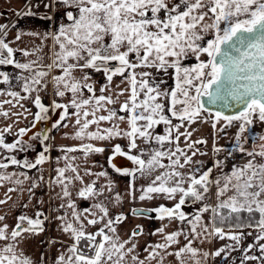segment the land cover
<instances>
[{"label":"snow or ice","instance_id":"obj_1","mask_svg":"<svg viewBox=\"0 0 264 264\" xmlns=\"http://www.w3.org/2000/svg\"><path fill=\"white\" fill-rule=\"evenodd\" d=\"M41 4L46 10L42 14L32 6L17 13L38 17L48 26L43 32H17L15 41L24 35L40 38L31 49L11 47L6 42L8 26L0 24V66L19 70L0 71V84L8 85L0 95L11 97L0 100V116L16 117L0 128V150L6 153L0 154V188L10 185L0 205L13 199L10 193L25 191L28 202L20 206L27 209L34 200L43 205L46 202L36 200V195L44 187L51 193L48 203L59 204L47 214L42 209L34 217L22 213L11 227L0 215V264H35L23 244L51 224L72 241L66 247L59 238L41 241L49 247L61 245L53 264H166L168 257H175L176 264H208L210 257L222 256L221 264H226L233 252L240 253L239 264H264V162H257V157L264 161V143L255 150L256 139L264 141V134L253 131L264 126V0H40L35 7ZM49 39L51 62L45 63L43 49ZM17 51L35 58L20 62ZM193 59L195 63H188ZM98 73L104 83L97 90ZM117 77L120 82L113 83ZM13 80L19 90H14ZM49 83L54 98L46 105L41 93H47ZM25 100H31L35 112L21 103ZM5 104L22 111L5 110ZM28 116L31 126L13 133L20 117ZM41 122L50 127L38 128ZM196 123H210L214 130L211 167L196 159L208 155L198 147L206 145V139L192 140L197 129L191 126ZM160 125L162 134L156 131ZM69 127L73 131L62 134L80 143L59 146L63 155L55 157V175L45 180L43 165L52 160L55 147L52 133ZM232 127L237 129L234 141L219 146L218 134L226 135ZM8 135L15 138L7 142ZM117 140H126V147L113 143ZM250 141L252 150L245 147ZM106 144L111 145L107 167L131 177L127 193L131 200L175 201L171 207L131 209L132 216L162 222L150 233L162 240L144 247L146 255L138 250L142 224L135 225L126 239L120 236L118 228L127 215L111 212L122 205L123 197L109 171L102 165L94 172L76 163L81 157L74 153L87 161L108 151ZM30 151L36 152L34 160L26 155ZM222 153L226 155L220 159ZM235 153L250 159L225 172L226 161ZM118 157L133 167L118 166ZM31 170L38 175L30 176ZM214 172L219 173L215 178ZM138 179L147 183L137 188ZM213 187L215 204L209 203ZM77 200L90 203L80 208ZM189 203L198 205L194 212L185 211ZM17 206L13 202L12 207ZM174 221L180 227L166 232ZM248 236L254 239L244 246ZM214 239L231 242L215 251L193 246ZM173 246L177 247L170 250ZM236 259L231 257L230 264ZM44 260L42 253L41 264Z\"/></svg>","mask_w":264,"mask_h":264},{"label":"crops","instance_id":"obj_2","mask_svg":"<svg viewBox=\"0 0 264 264\" xmlns=\"http://www.w3.org/2000/svg\"><path fill=\"white\" fill-rule=\"evenodd\" d=\"M45 2H48V0H45ZM38 3H40V0H0V24H4V25L8 26V28L6 29L8 31V36L6 38V42H10V46L13 47L14 49H24V48L31 49L34 46L39 45L41 43L40 38L32 37V36H28V35L22 36L20 41H15V39H14L17 32H21V31L22 32H30V31L43 32L48 27L45 24V22L40 20L38 17H31V16L24 17V16H18L17 15L18 12L26 11L28 6H32V10L34 12H38L41 14L44 13L46 10L44 9L42 4L40 5L39 8L35 7V5H37ZM47 11L51 12V9H48ZM58 15L62 16L63 13L61 12ZM13 24H15V27L12 26ZM46 45L47 46L43 49V54L47 57L45 59V63H50L51 62V59H50L51 51H50V49H51L52 41L50 39L47 40ZM5 55H6V53H5ZM15 58L17 60H19L20 62H26L28 59H34L35 57H24L21 54V52L17 51L15 53ZM188 63H195V60L194 59L190 60V61H188ZM0 71H7L9 73L15 74L19 70L15 69L12 66H0ZM52 74H57L56 70H53ZM50 79H51V77H49V80ZM94 79L99 82L97 84V90H98L99 84L104 83V76L102 73H98V74H95ZM119 82H120L119 77L114 78L113 83H119ZM12 84H13L14 90H19V88L16 87V81L15 80L12 81ZM168 84H169V86H173L174 82L169 78ZM125 86L126 85H121V87H125ZM0 89L7 90L8 85L0 84ZM21 94L23 95L24 93H21ZM41 96H42L43 102L46 105L51 104V101L54 98L52 95L51 83H49V85H48L47 93L42 92ZM125 98H126V96L122 97L121 99H125ZM8 99H11V97H9L7 95H0V100H8ZM56 99L60 100V102H66L65 98H56ZM21 103H23L27 108L31 109L32 112L36 111L35 107L32 105L31 100L21 101ZM3 108L5 110L11 109L12 112L22 111V109H20L19 107L13 108L12 105H10V104L3 105ZM49 114H51V113H49ZM15 120H16L15 116H11L9 119H5L3 116H0V128L6 126L9 123H13ZM31 120H32L31 116H28L27 119H24V117H20V122L15 123L13 126V133H15L16 129L19 127L29 126V124L31 123ZM173 122L177 123V121H175V120ZM121 127L126 128L127 125L121 124ZM191 128L197 129V131L192 136V140H196V139H199L201 137H203L204 139L207 140L206 145H202V146H198V147H200L201 151L208 152V155L196 157V159H200V160L205 161L206 166H207L209 161L211 160V157H212L211 154H212L213 131L214 130L211 128L210 123H196V124H193L191 126ZM191 128L189 130H191ZM236 130L237 129L235 127H232V128H228L226 130V135L218 134V140H217L218 145H225L227 143H229V144L232 143L234 141V135H235ZM72 131H73V129L71 127H69V128L61 129L60 131H56V132L52 133V135L55 137V140L53 141L55 147L51 151L52 160L49 163H45L43 165V169H44L43 175L45 177V180H47L50 176L55 175L54 168L57 166L56 161H55V157L63 155V153H61L58 150L59 146H61V145L72 146V145L80 143L77 140H73L71 138H66L62 134L64 132L71 133ZM156 131L162 134L164 131V126L163 125L158 126ZM180 131L183 132L184 128H181ZM14 138H15L14 135H8L6 137V140H7V142H11L12 139H14ZM93 143L97 144V146H101L102 142L93 141ZM113 143H121L125 147L127 145L126 140H117V141H114ZM140 143L142 144V142H140ZM104 146H106L108 148V151H106L103 154L91 156L87 161H85L82 158V154L74 153V155L81 157V159H78L76 161V163L80 164L82 169H83V167H91L92 171H94V172H98V171L102 170L101 169L102 165L104 166V168H106L109 171L111 178L115 181L116 191H118L121 194V196L123 197L122 205L111 208V212H112V214H116V213L123 211L127 215V220L124 221L118 228L120 236L122 239H126L127 236L131 233V230L135 227V225L142 224L144 226V235L138 237V250H140L142 256L146 255V253H143V251H142L144 247H146L150 243L155 244L158 241L162 240V237L159 235L158 236L150 235V233L152 231H154L156 228L161 226L162 222L155 220V219L149 220V219L138 218V217L132 216L131 215V208L134 206L153 208V207L158 206L159 204H165V205L171 207L172 204L175 203V201H167L164 199H156L153 201H140L138 198L135 201L131 200V198L127 194L128 190H129V183L131 181V177L121 176V175L113 172L110 168L107 167L106 158L108 155L111 154V145L106 144ZM181 146L183 147V138H181ZM37 151H39V148L37 149ZM4 155H6V153ZM24 155L25 154H19L18 156L22 158ZM35 155H36V152L33 154V156L27 155V157L30 160H34ZM128 162L129 163L127 165H124L122 167H129V168L133 167L132 162L131 161H128ZM60 166H63V161L60 162ZM13 170H16V169L9 168V171H13ZM29 175L30 176H37L38 172L36 170H31V171H29ZM91 179H95V177H85L86 181H89ZM99 182L101 184L105 183L104 178H100ZM145 183H147L146 180L138 179L136 181V187L139 188L140 185L145 184ZM9 186L10 185H5V187L0 188V199L4 198V193L6 192L7 187H9ZM26 187H27V183L25 184V188ZM77 187H79L78 184H77ZM10 195L12 196L13 199L5 205H0V215H5V217H6L5 222L9 223L10 227L14 226V224L16 223L15 218L22 213H27L29 216L34 217L36 210L42 209L47 214V213H49L51 208H54L59 204V201H52L51 203H48L51 193L49 192L47 187H44L42 189L37 190V195H36V200L42 198L46 203L41 205V204L36 203L34 200L32 203L29 204V207L27 209L20 206L23 203L28 202L27 191H25L23 193L13 192V193H10ZM113 195H115V193H113ZM138 195H139V193H137V196ZM13 202H16L18 206L13 208L12 207ZM215 202L216 201H215V199H213V197L209 198V203L215 204ZM77 203H78V206L80 208H83V207H87L90 202L77 200ZM197 206H194L191 203H189V205H187L185 207V211L186 212H194L196 210ZM205 218L207 219V215ZM163 223H167V221H164ZM46 227L49 229L48 231H46L45 233L41 234L40 236H38L34 239H30V240L25 241L23 244V248H24L25 253L27 255H29L30 257H32V259L35 261V264H41V254L42 253L45 257L44 264H53L56 256L59 254L57 249H59L61 247L60 244H56L54 246L49 247V245L47 243H41V241H46V240L51 239V238H59V240L65 242L64 243L65 247L67 245L71 244V242H72L67 236H65L63 233H60L56 230L55 224L46 225ZM179 227H180L179 223L174 221L168 225V227L166 228V232L175 231ZM185 227H187V225H185ZM89 231H95V229L89 228ZM247 231H254V230L248 229ZM253 239H254V237L248 236L247 239L244 241V246H246L247 243L251 242ZM230 242L231 241H229L228 239H224V240L214 239L210 242L205 241L203 244H201L200 241H196L193 246L201 247L205 251H215L217 248L221 247L224 244H228ZM0 243H2V242H0ZM183 243H185V241L183 240V238H181V245ZM175 247H177V246H173V249H170V250H174ZM233 256L237 258L236 264H239L240 253H238V252H233L231 254V256L229 257V262H226V264H230L231 257H233ZM222 260H223V256L216 258L215 260H213L210 257L208 264H221ZM153 264H155V262H153ZM166 264H176L175 257H168Z\"/></svg>","mask_w":264,"mask_h":264},{"label":"rangeland","instance_id":"obj_3","mask_svg":"<svg viewBox=\"0 0 264 264\" xmlns=\"http://www.w3.org/2000/svg\"><path fill=\"white\" fill-rule=\"evenodd\" d=\"M49 115H51V114H49ZM30 126H31V123H30L29 126H27V127H30ZM47 127H50V125L48 124ZM38 128L42 129V123H39ZM253 131H254L255 133L264 134V126L257 125V126L254 127ZM245 135H247V134H245ZM242 142H243V141H242ZM262 143H264V141H260L259 139H256V141H255V150H256V151H260V147H259V145L262 144ZM230 144H231V143H230ZM230 144L227 143V144H225V145H219V146H225V147H227V146H229ZM245 147H246L248 150H252L253 147H254V145H253V143L250 141L249 143L245 144ZM38 148H39V145H37V149H38ZM34 153H35V152H31V151H30V152H28L26 155H28V156H29V155H30V156H33ZM0 154H5V153H3V150H0ZM13 154H14V155H19L20 153H13ZM211 155H212V154H211ZM225 155H226L225 153H222V154L220 155L219 158H220V159H223ZM248 159H250V157H247V156H245V155H243V154H240V153H235L233 157L228 158V160L226 161V164H225V167H224V171H225V172H230V171H231L232 164H235V165H237V166H243L245 163H247ZM257 162L260 163V162H264V161H262L259 157H257ZM212 164H213V156L211 157V160L209 161L207 167H211ZM218 174H219V173L214 172V173H213V178H215L216 175H218ZM212 192H213V195H212L211 197H213V199H215V196H214V193H215V187H213ZM229 194H230V193H229Z\"/></svg>","mask_w":264,"mask_h":264},{"label":"water","instance_id":"obj_4","mask_svg":"<svg viewBox=\"0 0 264 264\" xmlns=\"http://www.w3.org/2000/svg\"><path fill=\"white\" fill-rule=\"evenodd\" d=\"M207 107L213 108V110L218 108V106H213V105H208ZM224 111L226 113H231V112L235 111V109H224ZM41 123H42V129L48 126V124L46 122H41ZM117 163H118V166L122 167L124 165H127L129 162H128V160L125 157H118L117 158ZM140 207L141 206H134L132 208H140Z\"/></svg>","mask_w":264,"mask_h":264},{"label":"trees","instance_id":"obj_5","mask_svg":"<svg viewBox=\"0 0 264 264\" xmlns=\"http://www.w3.org/2000/svg\"><path fill=\"white\" fill-rule=\"evenodd\" d=\"M258 218V217H257ZM219 226V225H218Z\"/></svg>","mask_w":264,"mask_h":264}]
</instances>
